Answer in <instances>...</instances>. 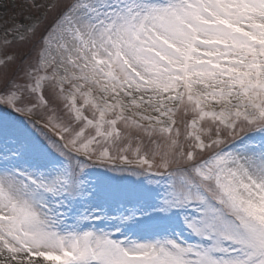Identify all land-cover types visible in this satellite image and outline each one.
<instances>
[{
    "label": "snow or ice",
    "instance_id": "1",
    "mask_svg": "<svg viewBox=\"0 0 264 264\" xmlns=\"http://www.w3.org/2000/svg\"><path fill=\"white\" fill-rule=\"evenodd\" d=\"M0 264H264V0H0Z\"/></svg>",
    "mask_w": 264,
    "mask_h": 264
}]
</instances>
